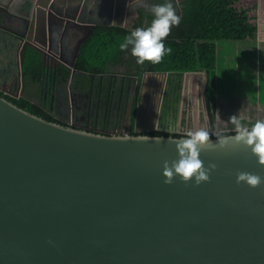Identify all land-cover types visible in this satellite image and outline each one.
I'll return each instance as SVG.
<instances>
[{"label":"water","instance_id":"water-1","mask_svg":"<svg viewBox=\"0 0 264 264\" xmlns=\"http://www.w3.org/2000/svg\"><path fill=\"white\" fill-rule=\"evenodd\" d=\"M49 2L0 0L22 87L25 48L50 58ZM209 134L91 132L0 95V264H264V128Z\"/></svg>","mask_w":264,"mask_h":264},{"label":"flooded vegetation","instance_id":"flooded-vegetation-1","mask_svg":"<svg viewBox=\"0 0 264 264\" xmlns=\"http://www.w3.org/2000/svg\"><path fill=\"white\" fill-rule=\"evenodd\" d=\"M24 0H14V11ZM38 3L45 0H35ZM52 27L43 33L47 12L34 10L39 22L38 38H51L47 42L50 58L44 63L42 55L38 73L24 69V85L19 69V50L23 44L17 40L13 50L0 41V95L11 99H25L37 114L46 120L91 132L150 133L192 135L185 131V121L191 111L194 90L205 107V84H188L186 75L175 71H140L124 63H105V60H136L138 56L124 52L119 41H98L91 65L78 66L81 45L97 28L110 33L129 31L151 38L159 30L151 31L152 18L158 25L173 17V0H49ZM175 5V4H174ZM177 13V11H176ZM34 14L26 12V22ZM28 34V33H27ZM28 36H32L31 33ZM99 37V38H109ZM113 38H121L118 37ZM10 38L5 36V38ZM1 38V37H0ZM4 38V37H2ZM78 53L77 45L83 39ZM109 46V43H108ZM88 67V68H87ZM141 115L138 119L139 107ZM206 109V108H205ZM154 127L148 131L140 128ZM174 131H169V129Z\"/></svg>","mask_w":264,"mask_h":264},{"label":"trees","instance_id":"trees-1","mask_svg":"<svg viewBox=\"0 0 264 264\" xmlns=\"http://www.w3.org/2000/svg\"><path fill=\"white\" fill-rule=\"evenodd\" d=\"M181 18L169 29L157 33L151 38L133 32H102L97 28L80 48L77 58L78 66L91 65L98 41H105L108 48L111 42L119 41L124 52L138 56L136 60L118 61L105 60V63H124L130 68L140 71H205V108L210 126V136L219 137L239 131H213L217 102V86L220 82L218 42L243 41L256 39L258 36L257 2L256 0H182ZM173 17L158 25L152 18L151 31L162 30L177 18L176 6L172 3ZM121 38H113L117 37ZM109 38H99L107 37ZM109 43V46H108ZM24 69L38 73L40 58L38 53L26 47L24 52ZM88 68V67H87ZM17 106L38 115L25 99L7 98ZM40 116V115H38ZM249 127L244 130H253ZM263 129V128H261ZM149 135H165L160 132H150ZM172 136L179 137L180 134Z\"/></svg>","mask_w":264,"mask_h":264},{"label":"rangeland","instance_id":"rangeland-1","mask_svg":"<svg viewBox=\"0 0 264 264\" xmlns=\"http://www.w3.org/2000/svg\"><path fill=\"white\" fill-rule=\"evenodd\" d=\"M257 2L264 16V0ZM264 24V21H263ZM262 26V25H261ZM264 36V25L262 26ZM257 38H264L259 36ZM218 42L220 82L213 131H242L249 127L264 128V41L260 39ZM205 71L186 75L188 84L205 83ZM196 91L191 96V111L185 121V131L205 136L210 126L206 109L197 101Z\"/></svg>","mask_w":264,"mask_h":264},{"label":"crops","instance_id":"crops-1","mask_svg":"<svg viewBox=\"0 0 264 264\" xmlns=\"http://www.w3.org/2000/svg\"><path fill=\"white\" fill-rule=\"evenodd\" d=\"M261 10H262V5L260 4V7H259V17H258V36L257 37H259V36L264 37L262 35L263 30H261L262 29V26L264 25L263 24L264 16L261 15ZM257 39H260V40L264 41V38H257Z\"/></svg>","mask_w":264,"mask_h":264}]
</instances>
